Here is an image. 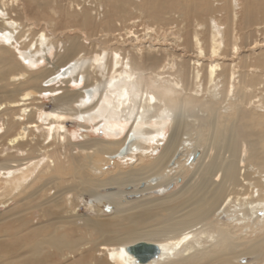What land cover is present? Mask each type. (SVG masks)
I'll return each mask as SVG.
<instances>
[{
	"label": "bare ground",
	"instance_id": "bare-ground-1",
	"mask_svg": "<svg viewBox=\"0 0 264 264\" xmlns=\"http://www.w3.org/2000/svg\"><path fill=\"white\" fill-rule=\"evenodd\" d=\"M80 1L85 0L70 1L76 2L70 17L80 25L104 29L112 7L117 23H127L122 35L133 44L126 46L125 39L117 40L120 34H115L114 42L87 53L81 45L86 38L56 40L45 28L32 32L36 24L27 18L24 1L0 0V208L19 199L40 177L45 182L27 198L45 192L49 200L44 198L39 209L49 204L63 207L70 202L62 197L67 190L59 192L56 187L68 175L75 180V190L95 194L106 186L117 189L96 194L99 197L85 206L87 210L104 202L120 208L121 198L131 192L166 187L190 168L203 147L196 170L178 191L180 204L167 207L168 216L159 225L136 233L132 227L157 216L155 200H126L133 203L131 208L116 215L129 221L130 229L119 238L137 242L95 243L97 257L92 264H140L125 251L138 242L158 248L157 256L143 264H192L206 259L205 264L220 260L237 264L235 259L244 254L259 255L256 261L264 264V63L260 69L230 61L240 49L229 42L233 28L228 25L233 26L234 20L227 17L225 26L214 17L205 23L193 19L199 31L184 40L179 31L169 34L170 40L160 38L162 43L170 42L166 46L139 45L133 30L136 23L130 17L147 14L157 0H147V9L133 0L132 5L130 0H97L94 14L86 9L92 18L78 8ZM232 3L236 7V0ZM243 26L250 22L244 20ZM144 30L145 37L155 33L149 25ZM41 98L52 102L50 110L37 103ZM75 120L114 139L74 143L66 137L65 123ZM166 128L170 132L165 145L154 158L134 156L131 168L120 170L119 161L130 158L138 140L157 145ZM110 164L113 170L105 171L103 167ZM166 172L173 174L169 177ZM128 185L135 190L124 192ZM239 192L241 201L236 197ZM23 200L0 213V226L18 223L12 235L7 230L0 234V264H59L63 257L59 241L53 242L46 221L33 225L26 219ZM42 213L49 215L48 210ZM256 228L254 241H246L243 231ZM96 231H101L99 225Z\"/></svg>",
	"mask_w": 264,
	"mask_h": 264
},
{
	"label": "rangeland",
	"instance_id": "rangeland-1",
	"mask_svg": "<svg viewBox=\"0 0 264 264\" xmlns=\"http://www.w3.org/2000/svg\"><path fill=\"white\" fill-rule=\"evenodd\" d=\"M23 1L27 18L29 21H34L36 24V26L31 29L32 32H40L45 28L46 32L51 34L53 39L56 40H61L66 37L76 38L81 35L82 38H86L82 41L81 45L87 53H97L100 50V47H103L104 44L105 46H108V44L114 42L115 40L113 37L115 34H120L119 37L115 35L117 40H119L121 36L123 40L125 39L124 42L126 41V46L133 44L130 42L131 40H126L127 36L122 35L123 30L128 27L127 23H117V19L112 16V7L109 9L108 4L106 8L109 9L108 20L110 23L109 25H103L104 29H102L95 28L93 25L89 26L87 23H85V26L80 25V23L70 17L69 13L76 11V2L70 3L71 0H48L40 5L38 0L37 3H33L32 1L30 2L29 0ZM96 2L97 0H85L83 3H80L78 8H80L82 12H87V14L90 15L89 17L92 18L93 15H91V13L94 14V4H96ZM133 2L147 9V0H133ZM133 2L130 0L128 5H132ZM69 6H72V8ZM20 8L21 7L19 6L18 9ZM89 8L91 13L86 10ZM98 9L102 12V7ZM103 10L104 11L100 14L104 17L103 13L105 12V6H103ZM147 11V14H144L143 16H140L138 13H133L130 17L131 21H135L136 23V26L133 28V30L138 36L137 44L139 45L149 43L154 46H166L170 44V42L166 41L162 43L160 40L161 37L170 40L172 36L169 34H179L178 32L180 31V34L183 35L181 39L184 40L185 35L197 33L200 27H197L196 23H192L193 19H195L197 23H205L207 19L214 17L216 19H221V23L226 26V18L230 16L234 20L235 24L233 26L228 25L230 28H233L232 35H230L232 38L229 39V42L239 45L240 48L238 55L235 58H232L230 61H233V63H237L238 65L253 67L257 66L260 67V69L263 66L264 0H236V7L233 5L232 0H157L156 7L154 9H148ZM101 15L99 17L100 21L103 19ZM162 18L170 20L169 22H165V20ZM181 20H183V23H180ZM244 20H248L250 22V26H243ZM23 22L25 21L23 20ZM145 25H149L150 27L154 28L155 33L145 37ZM254 41L257 42L253 47L254 44L252 45V42ZM79 42L81 41L79 40ZM50 61H53V56L50 58ZM262 81H264V78ZM75 88L76 86H71V90H74ZM37 103L42 104L45 110H50L52 108V102L47 100V98H41V101L38 100ZM0 121H2V118H0ZM65 126L68 132L66 133V137H69L74 143L83 142L87 139H114L111 137H106V135L102 132L103 130L101 129L96 130L92 127H88L86 129L84 127L87 126L86 124L80 123L76 120L67 121ZM169 132L170 129L166 128L164 135L159 138L161 142H159L157 145L155 144L156 142L151 144L138 140L135 145L138 150L136 149L137 151H133V154H129L130 158L128 157L126 160L119 161L120 170L122 172H127L133 163L136 162L134 156L144 155L154 158L165 145V141ZM82 133L86 134V137H81L80 135ZM74 150L73 152H78V149L74 148ZM203 151L204 148L200 147L198 154L196 153L194 156L190 168L183 172H179L175 176L174 180L170 181L171 183L169 182L166 184V187L161 186L158 190L154 189L146 192H131V194L121 198L120 201L122 205L120 208H115L113 205L104 202L102 206L96 210H87L85 206L91 204V200L96 201V199L99 197V195L96 194H105L109 191L115 192L117 189L106 186V188L98 189L95 194H93L91 190H75L73 189L75 184L73 182L75 180L69 175L58 180L56 187L59 192H64L67 190V192H64L65 194L62 196L67 200L70 199V202H67V205H64L63 207H57L55 204L40 205L41 209H39L37 205L39 203L41 204L44 198L49 200V197L47 196V193L45 194V192H42L44 196L40 195L39 192V198H36L35 196L27 198V194L30 195L31 193H34L37 188H39L45 182L44 180L46 178L40 177V180L34 181L32 186L21 192L19 199H24L22 204L25 205L21 208L26 211V219L32 220L33 222H31L33 225H38L40 221L47 222L48 233L52 234L54 237L53 242L58 240L60 243L58 246L60 247L59 249L54 244L52 247H56V249L61 251V254L63 253V257H59V264L62 262H66L65 264H92V259L97 257V252L93 253V246L95 243L122 244L126 242H137L136 240L131 242L130 240L126 241L124 238H119L124 237L126 231L130 229L129 221L126 222L123 220L124 218L116 215V212L119 210L127 211V209L131 208L130 205L133 203L128 204L126 200L136 203L140 201L151 202L155 200L153 204L156 206L154 212L157 214V216L152 217V219L145 225H136L132 227L131 229H135L136 233L144 232L155 227L156 225H159L165 219V217L168 216V214L164 213L165 209L167 207H171V204H173V206H175V204H180L181 198L178 191L184 184L188 182L189 178L196 170ZM103 168H105V171L113 170V166L111 164ZM166 174H168L167 176L171 177L173 173L166 172ZM163 178L164 176L160 177L158 182H161ZM122 190L124 192H130L134 191L135 188L128 185L124 186ZM236 195L238 200L241 201V198L239 197L240 192ZM19 199H16V201L11 200L5 208H0V213H4L7 209H11L16 205L19 206V204H17ZM122 200H125L127 204H124V201ZM45 210L49 211L48 216L42 213ZM16 224L18 223L12 221L2 224L0 226V234L7 230L9 234L12 235L13 232L11 229H14ZM98 225L101 229L100 232L96 231ZM241 227V224L237 226V228ZM256 230L257 228L252 231H243L244 239L246 241H254ZM237 231H239V229H237ZM107 240L109 241L107 242ZM237 253H241V251H237ZM255 256L259 255L244 254L240 257H237L234 262L237 264H258ZM206 260L197 261L196 263L192 264H205ZM159 262L162 263L163 261L161 260ZM129 264L133 263L129 262ZM217 264L228 263H226V261L220 260L217 261Z\"/></svg>",
	"mask_w": 264,
	"mask_h": 264
},
{
	"label": "water",
	"instance_id": "water-1",
	"mask_svg": "<svg viewBox=\"0 0 264 264\" xmlns=\"http://www.w3.org/2000/svg\"><path fill=\"white\" fill-rule=\"evenodd\" d=\"M125 251L133 256L140 264L150 261L158 254L157 246L147 242H138L127 246Z\"/></svg>",
	"mask_w": 264,
	"mask_h": 264
}]
</instances>
